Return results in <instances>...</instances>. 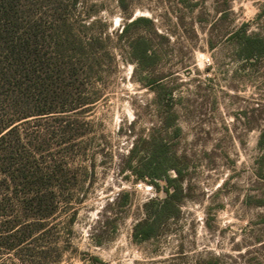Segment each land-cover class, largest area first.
I'll use <instances>...</instances> for the list:
<instances>
[{
	"label": "rangeland",
	"instance_id": "1",
	"mask_svg": "<svg viewBox=\"0 0 264 264\" xmlns=\"http://www.w3.org/2000/svg\"><path fill=\"white\" fill-rule=\"evenodd\" d=\"M59 8L90 102L30 124L75 186L49 225L60 264H264V0Z\"/></svg>",
	"mask_w": 264,
	"mask_h": 264
},
{
	"label": "trees",
	"instance_id": "2",
	"mask_svg": "<svg viewBox=\"0 0 264 264\" xmlns=\"http://www.w3.org/2000/svg\"><path fill=\"white\" fill-rule=\"evenodd\" d=\"M75 36L59 0H0V264H60L63 257L49 225L61 199H72L71 169L52 154L47 163L48 129L30 124L90 103L73 87L84 65ZM76 122L61 118L52 134L72 132ZM152 226L139 225L136 235L149 238Z\"/></svg>",
	"mask_w": 264,
	"mask_h": 264
}]
</instances>
